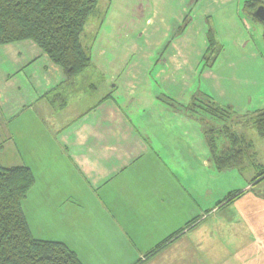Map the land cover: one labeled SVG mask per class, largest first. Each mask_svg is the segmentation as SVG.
Returning a JSON list of instances; mask_svg holds the SVG:
<instances>
[{
	"label": "crops",
	"instance_id": "0c3cea01",
	"mask_svg": "<svg viewBox=\"0 0 264 264\" xmlns=\"http://www.w3.org/2000/svg\"><path fill=\"white\" fill-rule=\"evenodd\" d=\"M149 1L143 22L124 25V46L98 49L97 60L123 51V73L67 80L33 42L0 46V153L17 163L2 167L33 171L37 202L24 204L33 236L64 243L83 264H264V137L249 123L264 110L255 20L245 0ZM209 29L223 51L199 72ZM130 44L149 55L126 53ZM196 91L235 111L233 130L251 145L240 166H216L231 147L223 123L211 149L200 124L163 100L187 105Z\"/></svg>",
	"mask_w": 264,
	"mask_h": 264
},
{
	"label": "trees",
	"instance_id": "16d2710c",
	"mask_svg": "<svg viewBox=\"0 0 264 264\" xmlns=\"http://www.w3.org/2000/svg\"><path fill=\"white\" fill-rule=\"evenodd\" d=\"M100 1L0 0V46L31 41L63 70L67 80H73L94 69L98 50L92 52L93 49L88 48L84 38L86 26L96 14ZM261 5H264V0H245L244 9L253 20L259 21L254 12ZM189 21L187 15L182 26L176 28L172 39L185 32ZM89 41L92 44L95 42L96 46L98 44L97 38L90 37ZM207 41L208 47L201 59L199 72L213 68L223 51L211 29L207 32ZM166 51L167 47L162 50L161 57ZM163 100L175 111L200 124L211 149L215 146V132L220 130L215 124L219 126L223 123L222 133L231 147L216 159L219 170L238 167L247 157L251 145L233 130L237 119L234 118L236 113L232 107L221 106L211 94L202 91H196L187 105L169 98ZM249 123L264 137V110L252 113ZM257 179L264 180V171ZM35 182V174L27 166H0V264H83L64 243L40 240L33 236L24 204Z\"/></svg>",
	"mask_w": 264,
	"mask_h": 264
},
{
	"label": "rangeland",
	"instance_id": "374dc122",
	"mask_svg": "<svg viewBox=\"0 0 264 264\" xmlns=\"http://www.w3.org/2000/svg\"><path fill=\"white\" fill-rule=\"evenodd\" d=\"M130 4H128L127 2L123 5L125 6L123 8L122 3H120L118 0H101L96 14H94L91 18L90 21L88 23V25L86 26L85 32L86 37L84 38V40H86V42L88 43V48H91V50L93 49L92 52H94V50H98L100 47V44L102 42H109L111 44H115L116 46L118 44H122L124 46V43L126 41H129L130 37L132 35V33L129 34H124L125 33V29H124V25L130 21L129 23H127V25H129L130 27L134 28L136 25L140 24L141 21L143 22L144 16L147 14L148 9L151 8L152 3L149 0H137L134 2H131V9H128ZM133 10V11H132ZM133 12H135V14H133ZM135 15V17H134ZM133 18H135V20H132ZM132 20V22H131ZM144 24H142L140 27H142ZM254 26H255V39L256 40V44H260L259 46L261 47V52L263 53L264 56V41L262 40V36H263V25L262 23H260L259 21H254ZM97 34H99L97 36ZM122 35V37L120 36ZM120 36V37H119ZM97 38L98 39V44L97 46L95 45V42L92 44V42L90 43L89 38ZM126 38V41L123 39ZM121 42V43H120ZM87 45V44H86ZM125 47L131 49V50H127L126 48H123L124 51L126 53H130V51H137V56H142L141 52L144 55V58L147 57L149 55L150 51L147 50H137L135 49L136 46H132V44L126 46ZM118 57V58H116ZM142 58V59H144ZM130 59V58H129ZM118 60L119 64L118 65H114L115 61ZM128 60V56L126 54L123 53V51H116L115 49L112 50V52L108 53L106 55V57L98 59L95 57L94 60V70L95 72L100 75V76H105V75H110L113 73H123L124 70H122L126 64V61ZM114 64H113V62ZM166 61V60H165ZM147 63L149 64V61H147ZM150 65V64H149ZM122 67V68H121ZM137 69L139 71V65L138 64H134V66H132V68L130 69V73H135L137 74ZM145 73V72H144ZM144 73H139V81L142 80L143 74ZM247 136L250 138V140L253 141V143L256 145V147L258 146V148L260 147L259 144L263 143L262 139L259 138V136L256 134V130L252 129L249 130L247 129L246 131ZM6 136V130H4V128L2 127V124L0 123V139ZM8 155H10L8 152H1L0 153V166H11L13 165V163L10 161ZM17 164L16 161L14 163V165ZM13 165V166H14ZM33 189V188H32ZM31 189V190H32ZM28 193L27 197H29L31 206L33 207L34 204L37 202L34 198H32L34 196V194H31V191ZM105 261H102V263H112L115 264V260L116 257L114 258H108V259H104Z\"/></svg>",
	"mask_w": 264,
	"mask_h": 264
},
{
	"label": "water",
	"instance_id": "95a60500",
	"mask_svg": "<svg viewBox=\"0 0 264 264\" xmlns=\"http://www.w3.org/2000/svg\"><path fill=\"white\" fill-rule=\"evenodd\" d=\"M254 16L264 25V5H261L256 9Z\"/></svg>",
	"mask_w": 264,
	"mask_h": 264
}]
</instances>
